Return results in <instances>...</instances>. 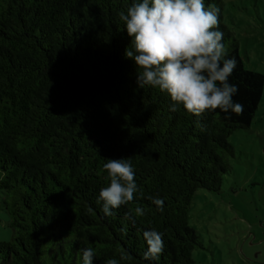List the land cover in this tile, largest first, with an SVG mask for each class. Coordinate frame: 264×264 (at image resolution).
Wrapping results in <instances>:
<instances>
[{
  "label": "trees",
  "instance_id": "1",
  "mask_svg": "<svg viewBox=\"0 0 264 264\" xmlns=\"http://www.w3.org/2000/svg\"><path fill=\"white\" fill-rule=\"evenodd\" d=\"M131 0H0V209L13 236L0 264H196L203 250L189 225L195 193H219L234 155L228 139L248 130L264 75L246 71L238 44L219 30L237 67L230 83L243 114L170 112L158 89L136 84L124 58L129 38L117 13ZM131 159L140 193L106 217L97 203L109 184L104 159ZM164 201L163 211L152 200ZM141 206L135 223L126 218ZM164 234L157 261H144L142 233Z\"/></svg>",
  "mask_w": 264,
  "mask_h": 264
},
{
  "label": "clouds",
  "instance_id": "2",
  "mask_svg": "<svg viewBox=\"0 0 264 264\" xmlns=\"http://www.w3.org/2000/svg\"><path fill=\"white\" fill-rule=\"evenodd\" d=\"M129 38L124 58L133 62L136 84L149 86L167 95L169 111L183 110L195 117L219 109L223 113L243 114L244 105L233 97L239 85L230 83L237 67L235 58H227L224 33L219 30V8L206 6L205 0H131L126 11L117 13ZM108 186L99 190L104 216H114L115 209L133 201L140 188L135 181L134 165L129 158L104 159ZM163 211L164 201L152 200ZM145 215L137 206L126 218L135 223ZM144 261H157L165 249L164 234L156 229L142 233ZM93 247L81 250V264H94ZM130 259L121 251L119 259L105 264H122Z\"/></svg>",
  "mask_w": 264,
  "mask_h": 264
},
{
  "label": "rangeland",
  "instance_id": "3",
  "mask_svg": "<svg viewBox=\"0 0 264 264\" xmlns=\"http://www.w3.org/2000/svg\"><path fill=\"white\" fill-rule=\"evenodd\" d=\"M219 6L244 70L264 75V0H219ZM228 142L234 155L220 192L198 190L190 206L189 225L204 247L192 257L196 264H264V87L250 128ZM12 236L0 209V242Z\"/></svg>",
  "mask_w": 264,
  "mask_h": 264
}]
</instances>
